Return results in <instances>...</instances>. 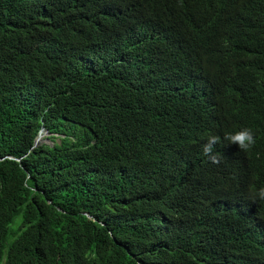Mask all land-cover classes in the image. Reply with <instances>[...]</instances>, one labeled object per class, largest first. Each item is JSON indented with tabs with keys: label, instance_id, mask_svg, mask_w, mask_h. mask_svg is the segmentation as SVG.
<instances>
[{
	"label": "trees",
	"instance_id": "1",
	"mask_svg": "<svg viewBox=\"0 0 264 264\" xmlns=\"http://www.w3.org/2000/svg\"><path fill=\"white\" fill-rule=\"evenodd\" d=\"M262 109L264 0H0V264H264Z\"/></svg>",
	"mask_w": 264,
	"mask_h": 264
},
{
	"label": "clouds",
	"instance_id": "2",
	"mask_svg": "<svg viewBox=\"0 0 264 264\" xmlns=\"http://www.w3.org/2000/svg\"><path fill=\"white\" fill-rule=\"evenodd\" d=\"M142 26H144L145 28H154L150 24H142ZM132 33L130 34V36L132 35ZM222 139L226 142V144L237 145L239 150L244 152L249 151L256 143L254 133L249 128H242L239 131L235 132H225L223 138L217 135H209L207 137L206 143L203 145V153L213 163H219V158L214 154V146L221 143ZM247 199L250 202H260L262 205H264V186L256 188L254 184L250 185ZM256 225L264 227V219Z\"/></svg>",
	"mask_w": 264,
	"mask_h": 264
},
{
	"label": "bare ground",
	"instance_id": "3",
	"mask_svg": "<svg viewBox=\"0 0 264 264\" xmlns=\"http://www.w3.org/2000/svg\"><path fill=\"white\" fill-rule=\"evenodd\" d=\"M240 20H241V19H240ZM242 22H243V21H242ZM248 23H249V22H248ZM250 24H251V23H250ZM250 24H249V25H250ZM249 25H248V27H249ZM258 26H259V24H258ZM258 26H257V27H258ZM255 27H256V26H255ZM252 28H253V27H252ZM255 29H256V28H255ZM259 29H260V28H259ZM257 31H258V29H257ZM261 31H262V30H261ZM253 85H254V84H253ZM250 87H251V86H250ZM252 87H253V86H252ZM252 90H253V89H252ZM250 109H251V108H250ZM248 110H249V109H248ZM254 110H258V109H254ZM260 110H261V109H260ZM262 110H263V112H264V109H262ZM251 111H253V110H251ZM253 112H254V111H253ZM256 113H257V112H256ZM258 113H260V112H258ZM261 114H262V113H261ZM252 115H253V113H252ZM262 123H263V122H262ZM263 125H264V124H263ZM251 126H252V125H251ZM256 127H257V126H256ZM263 127H264V126H263ZM243 128H244V126H243ZM246 128H247V127H246ZM248 128H249V127H248ZM251 128H252V127H251ZM253 129H254V128H253ZM253 129H252V130H253ZM255 129H256V128H255ZM260 129H261V128H260ZM260 129H259V127H258L257 130H260ZM257 130H255V131H257ZM255 131H254V132H255ZM254 132H253V133H254ZM259 133H260V132H258V134H259ZM254 134L256 135L257 133H254ZM260 134H261V133H260ZM260 136H262V135H260ZM257 137H258V136H257ZM262 137H263V136H262ZM258 138H259V137H258ZM256 139H257V138H256ZM261 139H262V138H261ZM256 141H258V140H256ZM256 143L258 144L259 142H256ZM261 143H262V140H261ZM263 143H264V142H263ZM257 144H256V145H257ZM262 145H264V144H262ZM260 146H261V145H260ZM254 147H255V145H254ZM257 147L259 148V146H257ZM261 147H262V146H261ZM263 149H264V148H263ZM254 150H255V149H254ZM256 150H257V149H256ZM256 150H255V151H256ZM255 151H254V152H255ZM261 151H262V150H261ZM241 152H242V151H241ZM256 152H257V151H256ZM262 152H263V151H262ZM259 153H260V152H259ZM247 154H248V153H247ZM251 154H252V153H251ZM254 154H255V153H254ZM248 156H249V155H248ZM259 158H260V157H259ZM255 176H256V175H255ZM261 177H262V176H261ZM253 178H254V176H253ZM257 179L260 180V178H257ZM255 180H256V178H255ZM259 180H258L257 182H259ZM251 181H252V180H251ZM261 181H262V180H261ZM257 182H256V183H257ZM251 183H252V182H251ZM253 183H255V182H253ZM262 183H263V181H262ZM258 184H259V183H258ZM260 184H261V183H260ZM254 185H255V184H254ZM262 186H263V185H262ZM256 187L259 188V187L257 186V184H256ZM263 238H264V237H263ZM261 241H262V240H261ZM259 261H260V260H259ZM260 262H261V261H260ZM253 264H254V263H253ZM258 264H259V262H258ZM260 264H261V263H260Z\"/></svg>",
	"mask_w": 264,
	"mask_h": 264
},
{
	"label": "water",
	"instance_id": "4",
	"mask_svg": "<svg viewBox=\"0 0 264 264\" xmlns=\"http://www.w3.org/2000/svg\"><path fill=\"white\" fill-rule=\"evenodd\" d=\"M43 132H44V134H43ZM46 134H49V131L46 128L43 127L40 130V132H39V134H38V136H37V138L35 140V146H37L41 142H45V141L49 143V140L44 138Z\"/></svg>",
	"mask_w": 264,
	"mask_h": 264
},
{
	"label": "rangeland",
	"instance_id": "5",
	"mask_svg": "<svg viewBox=\"0 0 264 264\" xmlns=\"http://www.w3.org/2000/svg\"><path fill=\"white\" fill-rule=\"evenodd\" d=\"M48 135H49V134H46V135H45V138H46ZM45 142H46V141H45ZM46 143H47V144H51V143H48V142H46Z\"/></svg>",
	"mask_w": 264,
	"mask_h": 264
}]
</instances>
